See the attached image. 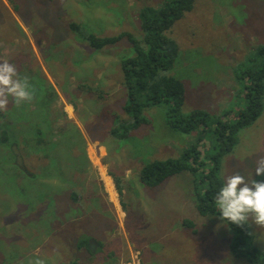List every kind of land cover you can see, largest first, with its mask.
Instances as JSON below:
<instances>
[{"label": "rangeland", "instance_id": "rangeland-1", "mask_svg": "<svg viewBox=\"0 0 264 264\" xmlns=\"http://www.w3.org/2000/svg\"><path fill=\"white\" fill-rule=\"evenodd\" d=\"M160 2L0 0V62L15 64L21 77L31 76L34 101H47L52 84L57 91L48 122L34 120L27 127L28 132L40 127L44 137L55 134V147L40 153L48 156L33 166L27 160L28 170L46 178L35 180L18 168L12 170L9 145L0 139V264H29L36 258L45 264H71L76 258L79 264H258L230 253L236 232L225 220L198 212L186 171L155 186L140 180L145 162L179 157L199 131L183 133L169 127L167 104L162 103L144 107L149 124L128 137L111 135L108 129L116 126L118 116L126 115L121 56L134 49L127 38L103 49L92 48L68 26L77 21L101 36L129 31L142 38L139 10ZM169 34L179 44L170 73L187 89L182 113L204 109L215 118L237 110L250 81L248 69L257 64L258 49L264 44V0H196ZM79 82L109 94L104 92L102 100L87 89L79 90ZM39 112L46 113L47 107ZM51 114L56 122L49 121ZM7 116L0 115L3 124L9 122ZM19 130H11L9 138ZM207 131V151L214 153L215 136ZM260 156H264V110L240 130L233 150L223 155L224 182L237 172L246 181L264 180V175H255ZM73 190L77 199L71 196ZM186 217L193 220L196 231L183 224ZM249 223V239L264 250V227L251 219ZM92 236L100 241L94 254L88 244L80 245L81 239Z\"/></svg>", "mask_w": 264, "mask_h": 264}, {"label": "trees", "instance_id": "trees-1", "mask_svg": "<svg viewBox=\"0 0 264 264\" xmlns=\"http://www.w3.org/2000/svg\"><path fill=\"white\" fill-rule=\"evenodd\" d=\"M195 1L161 0L156 6L141 7L139 16L142 21V38L136 37L129 31L101 36L85 29L77 21H70L68 26L92 48L103 49L127 38L134 49L133 54L123 55L120 60L127 96L123 104V112L128 114V117L126 115L118 116L117 121L120 120L116 126L108 129L111 135L116 138L128 137L133 130L141 125L149 124L150 119L143 114L144 107L162 103L167 104L166 124L169 127L183 133L199 131L194 141L184 147L179 157L154 158L145 162L139 171L140 180L146 185L155 186L169 176L186 171L188 180L192 184V195L198 212L203 215L216 214L220 216L214 198L224 184L220 174L222 157L225 153L233 150L239 140L240 130L252 124L264 110V44L258 49L257 64L248 69L250 81L243 92V103L237 110L226 111L215 118L204 109H194L185 115L181 108L187 95L186 84L182 79L170 73L178 56L179 44L169 34V29L185 12L193 8ZM27 76L30 81L31 76L29 74ZM51 88L53 92L47 101L35 99L31 103L24 102L17 106L11 99L10 107L8 104V109L0 111L1 116L9 115L7 116L9 117L8 123L3 124L0 121V139L9 145V147L7 146L8 155L9 158L12 155L13 160L12 163H9L10 168L12 167V170L14 167L18 168L34 177L35 180H38L39 177L46 178V176L43 173L38 174L28 170L27 160L29 159L33 166L38 158L48 156V154H43L46 155L43 156L40 153L48 151V147H55V134L44 137V130L40 127L31 132H28L27 127H31L34 120L37 121V124H42V120L48 122L46 115L50 114V110L53 108L51 102L57 95L53 84ZM77 88L79 90L87 89L93 95L101 97L102 100L106 99L107 94L105 93L109 94L108 90H106L107 92L105 89L99 91L93 85L83 82H79ZM30 104L35 107L29 108ZM74 104L76 105L75 102ZM45 107H47L46 113L39 112L40 108ZM54 115L59 117L60 113L54 112ZM57 117H53L51 114L48 119L52 123L56 122ZM212 118H214V122L209 124ZM56 124L54 123V125ZM16 127L21 128L22 131L19 130L17 135L12 134L9 138L8 133ZM208 129L215 136L217 148L214 153L207 151ZM39 143L45 144L40 147ZM20 144H24L25 148L16 149ZM29 151L36 152V154L27 156ZM115 179L118 191L122 194L121 183L117 177ZM73 195L76 199L78 198L77 191L73 190L71 196ZM225 221L236 232L229 245L230 253L235 257L246 256L250 261L264 264V250L252 244L249 239V221L243 227ZM182 222L196 231L195 223L190 218H183ZM85 244H88V237L80 241V245ZM71 264H79V258L72 260Z\"/></svg>", "mask_w": 264, "mask_h": 264}, {"label": "clouds", "instance_id": "clouds-1", "mask_svg": "<svg viewBox=\"0 0 264 264\" xmlns=\"http://www.w3.org/2000/svg\"><path fill=\"white\" fill-rule=\"evenodd\" d=\"M35 93L34 85L27 76L19 75L15 64L0 62V111L7 109L9 97L19 106L31 103ZM255 175H264V156L256 160ZM214 201L222 220L243 227L251 219L255 226L264 227V180L246 181L238 172L228 175ZM29 264H45V261L36 258Z\"/></svg>", "mask_w": 264, "mask_h": 264}, {"label": "crops", "instance_id": "crops-1", "mask_svg": "<svg viewBox=\"0 0 264 264\" xmlns=\"http://www.w3.org/2000/svg\"><path fill=\"white\" fill-rule=\"evenodd\" d=\"M33 47H34V44H33ZM71 105H72V103H71ZM115 183H116V182H115ZM63 193H64V192H63ZM93 237H94V236L88 238V240H89V241H88V244H89V246H91V247L89 248V252L92 253V254L97 253V249H98V250L100 249V247H99V248L97 247V245L100 243V241L97 243ZM95 247H97V249H96ZM91 251H92V252H91ZM106 261H107V260H106Z\"/></svg>", "mask_w": 264, "mask_h": 264}, {"label": "bare ground", "instance_id": "bare-ground-1", "mask_svg": "<svg viewBox=\"0 0 264 264\" xmlns=\"http://www.w3.org/2000/svg\"><path fill=\"white\" fill-rule=\"evenodd\" d=\"M110 179V178H109ZM111 180V179H110ZM110 188V187H109ZM112 190V189H111Z\"/></svg>", "mask_w": 264, "mask_h": 264}]
</instances>
